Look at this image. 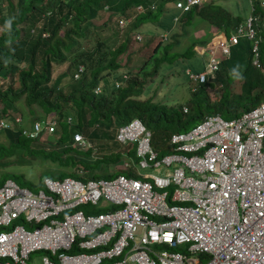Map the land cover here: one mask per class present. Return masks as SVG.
Listing matches in <instances>:
<instances>
[{
    "label": "built area",
    "instance_id": "1",
    "mask_svg": "<svg viewBox=\"0 0 264 264\" xmlns=\"http://www.w3.org/2000/svg\"><path fill=\"white\" fill-rule=\"evenodd\" d=\"M194 3L201 0L176 1L184 10ZM142 7L137 5L138 10ZM251 19L246 27L239 24L237 32L254 40L253 63L258 64L259 38ZM222 52L228 54V44L222 45ZM82 68L79 65L75 76ZM208 68L213 72L216 61ZM190 76L205 79L204 73ZM56 121L52 116L45 128L54 130ZM117 127L115 138L123 144L122 151L134 146L140 166L176 162L181 176H46L44 186L34 182V188L6 177L0 184V264H30L34 252H42L43 264H125V258H140L139 264H198V258L154 246L185 240L192 241L189 249L212 254L205 264H264L263 256L251 260L249 246L264 239V100L237 117L210 115L172 133L171 141L181 142L177 148L197 151L189 157L172 153L158 158L151 130L139 118ZM39 129L37 123L33 132ZM73 136L77 146L91 145L82 132ZM131 165L130 159L124 161L125 168ZM102 204L106 211L90 213ZM99 245L98 255L89 253Z\"/></svg>",
    "mask_w": 264,
    "mask_h": 264
},
{
    "label": "trees",
    "instance_id": "2",
    "mask_svg": "<svg viewBox=\"0 0 264 264\" xmlns=\"http://www.w3.org/2000/svg\"><path fill=\"white\" fill-rule=\"evenodd\" d=\"M140 1L146 5L153 0H0V23L3 25L0 31V118L9 119V116H14L9 108L17 111L24 105L33 118L55 112L60 123L59 132L50 135L52 142H42L22 134L20 126L16 129L1 128L0 132L4 135H0V183L6 177H12L20 184L32 186L33 180L26 179L22 171L3 170L13 162L18 165L32 163L38 169H47L46 175L53 177L67 174L80 177L71 169L79 163L88 170L86 177H110L121 171H111L110 165L118 163L126 155L132 162L130 167L134 168L139 158L134 146L128 153L110 150L95 156L94 148L80 149L73 144V130L91 128L87 133L89 137L101 134V138L104 135L111 137L113 124L139 118L152 131L153 147L163 154L170 150V134L187 129L184 128L186 122L195 124L207 113L216 112L227 118L234 117L263 98L264 28L260 23L258 27L263 39L257 41L258 64L252 63L254 52L250 50L249 43L239 76L232 75L225 67L227 64L221 63L225 77L217 93L211 95L206 92L207 87L213 84L212 80L199 84L192 92L193 103L188 113L185 114L182 104L170 105L161 100L155 101L153 96L142 97L155 75L164 71H168L169 75L175 73L174 68L163 67L165 63L177 62L194 54L196 44H205L208 40L214 42L215 38H219L218 43L225 42L233 25L244 19L218 0H202L200 6L194 5L184 12L179 18L180 32H173L170 40L164 41L159 36L155 43L150 44L158 36L146 37L144 43L149 44L147 47L151 46V53L141 60L135 72L128 71V77L115 87V79L121 76L117 58L129 41L128 35L145 30H156L160 34L169 25L163 16L166 0H154L155 8H146L131 16L133 5ZM254 1L256 13L264 14L258 0ZM4 10L12 14L8 17L12 21L10 30L4 16L8 13ZM105 10H109V18L114 17L115 20L94 23L93 19ZM47 11L50 14L45 15ZM177 12L174 11V14ZM120 18L124 20L122 25ZM198 18L203 21L201 28L206 30L200 33L199 39L192 40L190 33H195L193 30L196 29L192 23ZM108 23L110 27H107ZM38 25L40 32L31 34L29 27L36 30ZM91 27V38L95 39V43L89 48L81 44L90 34ZM41 32H47V36L42 37ZM175 47L184 49V52H173ZM133 55L137 53L131 51L127 54L125 68L136 60ZM67 60V68L53 78V64H63ZM78 63L85 65L84 71L78 78H73L72 71ZM186 69L190 70L186 66L184 72ZM220 71H217L215 79ZM233 76L241 81L235 91H231L230 87ZM148 77L151 78L149 81ZM21 98L23 101H20ZM67 116L74 123L73 128L67 124ZM156 133L162 135L160 143L154 137ZM112 140L117 142L115 137ZM108 146L101 143L99 147ZM62 166L68 169H61ZM43 176L40 173L39 179Z\"/></svg>",
    "mask_w": 264,
    "mask_h": 264
},
{
    "label": "rangeland",
    "instance_id": "3",
    "mask_svg": "<svg viewBox=\"0 0 264 264\" xmlns=\"http://www.w3.org/2000/svg\"><path fill=\"white\" fill-rule=\"evenodd\" d=\"M218 1L220 3H223L224 5L228 6L233 11L239 13L242 16V18H245L251 9V5H250L248 0H218ZM166 10H165V12H163V16L166 17L165 20L169 22L167 29L164 31L166 37L164 38V34H159V32H157L156 30H153L152 32H150V31L148 32L147 30H145V31L142 30L143 34L140 32H137V31H133L131 35H128L127 41L128 40L129 41H128L124 51L121 54H119V56L117 58L118 62L120 63V67H119V71H118L119 74H121V73L127 74L128 71L135 72L140 67L141 60H143V58H146L151 53V46L147 47L149 44L144 43L146 40V37L153 38L154 35L158 36L154 39V41L150 42V44H152V43H155L157 41L159 36H161L163 39H165L164 41H167V40H170V38H171L170 36L173 32H178V33L180 32L179 21L174 22V19L172 18L174 11H177V9L173 6V4H170V5H168V9H166ZM4 11L6 13H8L5 15L3 14L5 16V20L7 21L8 17H10L12 14H9V12L7 10H4ZM108 13H109V10H105L104 13H102V15H98L97 17H95L93 19V22L96 24H99V23L103 22L105 19L106 20L111 19V21L115 20L114 17L109 18ZM258 23H260L264 28V14H261V18L258 20ZM201 24H203V21L201 20V18H198L197 21L195 20L192 23V25L196 29L193 30V31H195V33H193V32H192L193 34L190 33V36H189L190 39H192V40L199 39L200 33L205 32L206 29L201 28V26H200ZM110 25L111 24L108 23L107 27H110ZM2 26L3 25L0 23V31L2 29ZM39 26L40 25L35 27L36 30H34V33L37 34L38 32H40ZM31 27L32 26H30L29 29ZM91 29H92V27L90 28V31H89L90 34L87 36L86 40H84L81 44V45H84L85 47H89V48L91 46H93V43H95V39L91 38V32H92ZM62 32L63 31L61 30L60 33H62ZM258 32H259V29H258ZM140 37H142V38L139 40ZM133 39H138V40L135 41ZM218 39L215 38L214 42L208 40L205 44L206 45H209V43L216 44L217 47L215 48V53H214L215 57L214 58L222 60L221 61L222 64H227V67L230 70L229 72L232 75H233V73H232L233 69H237V71L239 72L241 67L243 66V64L245 62V58L247 55L246 54L247 46L250 43V40L243 39L241 42L229 46L228 47L229 57L226 58V55L222 54V52H221V46H222V44H224V42L218 43ZM196 45L194 47H196L197 50L203 49V47L200 44L197 46ZM131 51L137 53V55L132 56V58H135L136 60H133L131 62V65L129 67L125 68L124 67L125 61L127 59L126 56ZM173 52H178V53L184 52V49H181V48L179 49V48L175 47L173 49ZM140 57H142V58H140ZM210 58H211L210 57V49H206L203 53H196L195 52L194 54L187 56V57H184L183 59H180L177 62H173L170 64L165 63L163 65V67L174 68L175 73L169 75L168 71H164L162 73L155 75L152 79L150 77H148V81L150 79H151V81L149 82V84H147V87L145 88V91H144L142 97L153 96V99L155 101L161 100V101H166L168 103H176V102L182 101V103H183L182 105H186L188 108V110L185 112V114L188 113L190 111L189 106H190V104L193 103V101H192L191 94L187 93V90L190 89V86H189V83L186 84L189 80H188V78L184 72V68L187 66L190 68V70L192 72L201 71L205 68V64L207 63V61ZM68 64H69L68 60L66 62H64L63 64L54 63L53 66H54L55 70L53 72L52 77L54 78L58 73H61L62 71H64L67 68ZM69 71H71V69ZM123 77L125 78L126 76H123ZM164 77H167V83H166V78H164ZM224 77H225V73L221 70L219 76L216 79L214 78V80H212L213 84H211L210 86L207 87V91L209 92V94L212 95L214 93H217L218 87L221 86V81ZM67 78L68 77L64 78L62 80V82L64 83L67 80ZM208 80H209V78L206 81L207 83L209 82ZM263 82H264V80H263ZM240 83H241V81L236 76H233L232 82L230 83L231 91H235L234 89H237V86L240 87ZM190 97H191V99H190ZM20 101H23V98H21ZM18 111L19 110H17L15 112L12 107L9 108V112H12L14 114L18 113ZM20 111L24 115V117H23L24 123L28 124V120L30 119L29 113H31V112H29L27 107L24 105L20 108ZM223 116L226 117L225 115H223ZM4 122H8V123H10L11 126H13L12 123L8 120V118L5 119ZM192 124H193L192 121L186 122L184 125V128H188ZM71 128H73V124H71ZM90 129L91 128H86V129L82 130L84 135L87 136V133ZM114 132L110 131L112 136L114 135ZM0 135H4V132H0ZM102 136H103V134L98 135V136L90 135V139H89V136H87L88 139L91 141V144H92L91 147L94 148V151H95L93 153V155L99 156L102 153L110 152V150L121 151V149H122L121 145L122 144L119 145L117 142L112 140V137H109L108 135H104L105 137L101 138ZM154 137L159 140L158 143H160V141L162 140V135H160L159 133H156L154 135ZM50 138H51L50 135L48 136V134H46V136L44 138H42V142L50 140ZM105 141H107L108 143H106ZM102 142L104 144L109 145V146L106 148L105 147H99ZM81 167H82L81 164L78 163L73 168L71 167V169L72 170H76V169L79 170V169H81ZM136 168L140 172H143L144 174H150V173L164 174L165 171L167 169H169V167H167L165 165H160L157 167H154L152 165H148L146 167H139V165L137 163H136ZM5 169L22 171L23 176H25L28 179H33V180L39 179L40 173H42V174L48 173L47 169H44V170L38 169L32 163L18 165L17 162H13V163L5 166V168L3 170H5ZM55 169H59V166H55ZM61 169L67 170L68 167L62 166ZM99 169H101V168H99ZM110 169H111V171L120 169V162L110 165ZM124 172H125V174H130L129 171L125 170ZM56 177H58V176H56ZM32 188H34V186H32ZM168 189H170V187H168ZM154 246L156 249L164 248L162 245H158V244H155ZM41 254H42V252H34L32 254L33 262L35 264H40Z\"/></svg>",
    "mask_w": 264,
    "mask_h": 264
},
{
    "label": "clouds",
    "instance_id": "4",
    "mask_svg": "<svg viewBox=\"0 0 264 264\" xmlns=\"http://www.w3.org/2000/svg\"><path fill=\"white\" fill-rule=\"evenodd\" d=\"M176 1L177 0H166L165 1L166 4L164 6L165 7V10H166V9H168V5L173 4V6L175 8H177V10L179 11V13L177 12L176 14H174L172 16V18L174 19V22L175 21H179V18L183 15V13L186 12V11H188L189 9H191L194 5L200 6L201 3H202V0H201V3H199V4L198 3H194V4H192V6L189 9L184 10L183 8L179 7L176 4ZM248 1H249L250 5H251L250 12L247 14V16L242 21H240V22L236 23L235 25H233V27L231 29V32H230L227 40H225V42H224V44H228V47L231 46V45H234L236 43L241 42L243 39H246V40H250V50H251V45L253 44V42H252L253 39L252 38H248L246 35L238 34V32H237V26L239 24H243L244 27H246L245 25H246L247 19L249 17H252L251 22H252V27L255 30L256 38H262L263 39L262 34H260L258 32V29H259V27H258V20L261 18V15L259 13H256V10H255V8H256L255 1L254 0H248ZM257 2L264 9V0H258ZM138 4H142L143 7H142L141 10H138L137 9V5ZM155 5H156V3H155L154 0L148 2L146 5L143 4L141 1L140 2H137V3H135L133 5V8L131 9L132 10V13L130 15L133 16V15H135V14L141 12V11H144L146 8H155ZM11 24H12V21L11 20H8L6 22V26L8 27L9 30L11 29ZM164 31L162 33H160V34H164V38H165L166 35H165ZM30 33L31 34H36V33H34V28H32V27L30 28ZM41 33H42L41 34L42 37H46L47 36V32H41ZM233 36H235L237 38L236 41H233L232 40V37ZM141 38L142 37H140L139 40ZM137 40L138 39H135V41H137ZM197 45H199V44H197ZM200 45L203 47V49L197 50V48L194 47L195 50H196V53H203L206 49H210V57L211 58L207 61V63L205 64V68L203 70H201V71L192 72V71L186 69L185 73H186V76H187V78L189 80L186 84L189 83V86H190V89L187 90V93L188 94L190 93L191 94V97H192V92L195 91V89L197 88V86L199 84H201L203 82H206L208 78H209V80H214V78L216 77L217 71L218 70L220 71L222 69V67H223V65L221 64V61L222 60L215 59L214 58L215 57V55H214L215 48L217 47L216 44H213V45L200 44ZM221 52H222V46H221ZM222 54L226 55V58H228L229 57V50H228V54L223 53V52H222ZM212 60L216 61V63H217V68L214 69L213 72L209 71V68H208L209 67V62L212 61ZM252 63H253V58H252ZM79 65H82L83 68H82L81 71H79L78 76H75V73L78 71ZM84 67H85V65L83 63H78L76 65L75 69H73V71H72V73L74 72L73 73V78H78L83 73ZM225 67L228 69L227 65ZM190 73H194V74L204 73L205 79L204 80H200L198 76H196V78H194V77L190 76ZM232 73H233V75L239 76V73H238L237 69H233L232 70ZM124 74L125 73H121L120 78H116L115 79V81H114L115 87L119 86L121 84V82L128 77V74H126V77L124 78L123 77ZM166 81H167V77H166ZM116 82H118V85H116ZM206 92H208V91H206ZM263 94H264V89H263ZM191 97H190V99H191ZM263 100H264V96H263V98L260 101H263ZM164 102L165 103H168L166 101H164ZM175 104H183V103H182V101H179V102H176V103H170V105H175ZM254 105H256V104H254ZM254 105H252V106H254ZM182 108H183V111L184 112H186L188 110V108H187L186 105H182ZM250 108H248V109H250ZM248 109H246V110H248ZM246 110L241 111V113L239 115H241ZM51 114H53V115H51ZM215 114H219L223 118H227V117H224L222 114H220L218 112H216V113H207L206 115H204V117L201 120L197 121L195 124H193L192 126L188 127L187 129H185V130H179V131H173L172 133L186 131V130L192 128L193 126L201 123L206 116L215 115ZM239 115H237V116H239ZM52 116H55L56 117V113L55 112H50V113L44 115L43 118H41V117L33 118L32 116H30V119L28 120V124H25L24 123L23 115H22L21 111L19 110L18 113L14 114V116H12V117L9 116V119L8 120L12 123L13 126H11L10 123H8V122H4L5 118H0V122L3 123V125L0 126V129L1 128L8 129L10 127L12 129H16L17 126H20V127H22L21 128V133L22 134H27V135L31 136L32 138H35V139H38V140H42V138H44L46 136V134H48V136H49V135L53 134L55 131L59 132L60 123H59L57 117H56L57 124H56L54 130L48 131L47 128H45V126L48 125V122L52 119ZM237 116H234V117H237ZM229 118H233V117H229ZM66 121H67V124H69L70 126H71V124L74 125V123H72V121H70V116H67ZM37 123L39 124L40 129L36 133H34L33 131L35 130V124H37ZM75 131H79V132H82L83 133V131L76 129V130H73L72 131V136H73V134H74ZM151 133H152V131H151ZM172 133L170 134L169 140H168V142L171 144V147H170V150L169 151H167L166 153L160 154L155 149L156 152H157L158 158H160V156H163L165 154L170 155L172 153L185 154V155H187L189 157L190 155L195 154L197 152V151L183 150V149L177 148V146L179 144H181V142H172L171 141V135H172ZM87 139H88V137H87ZM115 140H116V138H115ZM90 143H91V141H90ZM118 143H119V145L122 144L120 142H118ZM73 144L74 145H77L74 142V136H73ZM91 146H92V144L89 147H91ZM121 146H122V149H123V144ZM78 147L80 149L89 148V147H80V146H78ZM126 159L129 160L130 158L129 157H126V156H124L123 158H121V160L119 161L120 162V170L121 171L118 172V173H116V174H114L113 176H110L109 178H115L118 175H125L128 178H147L149 180H152V178L149 176V174H146L147 175L146 176L143 172H140L136 168V163H137L138 160L134 163V168H125L124 161ZM137 164L139 165V167H146V166H140L139 163H137ZM161 165H165V164H161ZM158 166H160V165H158ZM165 166L169 167V169H167L164 174H156V173H150V174H154V175H165V174L171 173L173 175L177 174V175L181 176L179 174V169H178L179 166H180L179 163L172 162V163H170L168 165H165ZM154 167H157V166H154ZM81 169H82V171H80V169L79 170L78 169L75 170L76 172H78V174H79L80 177H76V176L71 175V174L65 175L63 177H53V176L44 174V176L41 178V180L40 179H37V180H39L40 181V184H42V186H44L42 180L44 181V178L46 176L53 177V178H58V179H62L64 177H66V176H71V177H74V178H78L80 180H87L89 178H96V177H86V173L88 172V170L85 169L84 167H81ZM125 170L126 171H129L130 174H125V172H124ZM184 172H185L186 175L190 173L187 168H184ZM97 178H99V177H97ZM26 179H28V178H26ZM30 187L32 188V186H30ZM84 206L86 207L85 204H81V207L84 208ZM106 210L107 209H106L105 205L102 204V205H100L98 207V210L92 211L90 213H93V214L98 215L99 213L104 212ZM109 244L110 243H108L107 246ZM155 244L162 245L164 247V249H168V251H172V252H176L177 251V252H179L181 254H184L186 257H195V258H198V264H205V263H207L210 260L211 256H212V254L210 252L189 249V246L192 244V241H190V240H188V241L185 240V241L179 242V243H177L175 245H169L168 242H156V243H154V245ZM249 246L251 247V253H250L251 260L253 258H255V257H262V256L264 257V239H260L259 238V239L256 240V242L253 245H249ZM102 247L103 246L99 245V246H97L95 248H92V249H90L89 253H94V255L96 256V255H98V251ZM80 250H83V249L80 248ZM131 253H132V251H129L128 252V255H130ZM116 258H119V257H116ZM122 259L123 258H120V259H117V260H122ZM104 260H113V259L111 257H105ZM139 260H140V258L133 259V260H131L130 258H125V264H139ZM102 263L103 262H101L99 264H102ZM143 264H145V263H143Z\"/></svg>",
    "mask_w": 264,
    "mask_h": 264
},
{
    "label": "crops",
    "instance_id": "5",
    "mask_svg": "<svg viewBox=\"0 0 264 264\" xmlns=\"http://www.w3.org/2000/svg\"><path fill=\"white\" fill-rule=\"evenodd\" d=\"M42 115V114H41ZM30 116V115H29ZM43 116L44 115H42V116H40L41 118H43ZM118 125L117 124H113L112 126H111V130L110 131H115L114 132V135L112 136L111 135V137H115V135H116V132H117V127ZM89 139H90V137H89ZM106 142V141H105ZM103 143V142H102ZM104 144V143H103ZM68 175V174H67ZM29 180H33V179H29ZM34 182H38V184L40 185V181L39 180H33V184H32V186H34ZM96 210H98V207H95V208H93V209H91L90 211L92 212V211H96ZM30 264H35L34 262H33V258L31 257V260H30ZM40 264H43L42 263V260L40 259Z\"/></svg>",
    "mask_w": 264,
    "mask_h": 264
}]
</instances>
